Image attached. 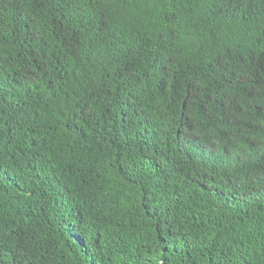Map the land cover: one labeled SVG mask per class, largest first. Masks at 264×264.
<instances>
[{
	"label": "trees",
	"instance_id": "1",
	"mask_svg": "<svg viewBox=\"0 0 264 264\" xmlns=\"http://www.w3.org/2000/svg\"><path fill=\"white\" fill-rule=\"evenodd\" d=\"M0 264H264V0H0Z\"/></svg>",
	"mask_w": 264,
	"mask_h": 264
}]
</instances>
